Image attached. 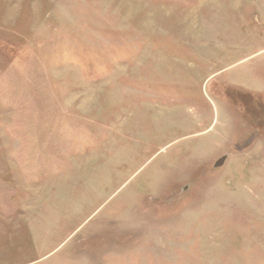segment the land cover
<instances>
[{
    "label": "rangeland",
    "instance_id": "obj_1",
    "mask_svg": "<svg viewBox=\"0 0 264 264\" xmlns=\"http://www.w3.org/2000/svg\"><path fill=\"white\" fill-rule=\"evenodd\" d=\"M0 264H264V0H0Z\"/></svg>",
    "mask_w": 264,
    "mask_h": 264
}]
</instances>
